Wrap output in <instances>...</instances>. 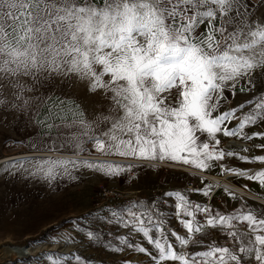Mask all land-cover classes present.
Here are the masks:
<instances>
[{"label":"snow or ice","instance_id":"6c2138e0","mask_svg":"<svg viewBox=\"0 0 264 264\" xmlns=\"http://www.w3.org/2000/svg\"><path fill=\"white\" fill-rule=\"evenodd\" d=\"M256 7L250 0H0V109L29 111L37 99L29 93L38 85L75 75L89 82L90 91L102 89L110 102L109 114H101L95 122L84 117L74 101L62 103L66 116L58 112L51 117L60 120L62 127L76 128L66 140L75 149L82 151L83 142L90 141L93 150L106 156L182 163L200 170L219 166L222 173L264 188V169L220 163L226 157L264 163V155L241 154L249 152L248 147L225 149L217 135L245 141L264 138V132H245L246 127L264 121V93L220 111L226 90L234 96L237 86L241 91L254 89V72L264 70V21L253 19ZM202 25L204 31H200ZM173 89L178 90L177 96L169 101L166 93ZM246 107L248 111L241 112ZM233 120L238 123L228 127ZM39 122L45 128L54 127ZM137 167L141 165L107 160L24 158L8 161L0 170L51 185L60 178L78 179L81 168L112 178ZM214 187L209 182L202 188L167 191L164 199L132 200L101 210L108 217L90 213L94 219L131 229L129 236L115 237L116 244L111 233L104 241L103 233L72 223L98 246L114 252L128 247L149 256L153 264H264V209H254L242 200L240 207L225 213L210 203L189 199L193 191L209 198ZM160 204L174 211H161ZM172 216L186 236L167 227ZM238 225H246V230ZM208 228H219L233 246L213 242L204 251L184 250L202 243L194 237ZM137 233L155 254L133 243L132 234ZM64 239L74 238L65 234ZM42 258L48 264H95L76 253H45Z\"/></svg>","mask_w":264,"mask_h":264},{"label":"rangeland","instance_id":"374dc122","mask_svg":"<svg viewBox=\"0 0 264 264\" xmlns=\"http://www.w3.org/2000/svg\"><path fill=\"white\" fill-rule=\"evenodd\" d=\"M107 79V77H106ZM25 82H29L25 78ZM37 99L29 111L21 112L13 109H0V166L8 161L24 158H64L97 161V153L90 147V141H84L82 151L75 149L72 144L66 143L67 138L76 133V128L61 126L60 120H53L59 112L67 115L61 108L65 101H74L82 109L84 117L95 122L101 114L108 115L109 100L102 89L89 90V82L80 80L77 76L56 77L42 85H38L34 92L29 93ZM9 98H11L9 93ZM251 100V99H249ZM247 98L243 102L249 101ZM39 121H46L54 127L45 128ZM71 123V117L68 118ZM106 128L105 125H101ZM50 146H52L50 150ZM85 152V153H82ZM76 175V180L63 178L52 182L40 178L16 173L9 175L0 170V247L4 254L9 251L2 248L5 243L30 242L33 253L28 258L16 263L3 262L5 255H0V264H48L42 257L45 253L72 254L76 253L86 261L95 264H153V261L143 253L124 247L119 252H114L103 245H97L86 235L77 231L72 221H77L81 226H89L93 231L103 233V240L107 241L112 234V242L116 244L110 226L103 225L100 221L87 222L84 214L88 211L95 184L99 181L111 182L101 174L88 168H81ZM115 184V183H114ZM89 202V205L87 206ZM87 206V207H86ZM86 207L85 209H82ZM79 209H82L81 211ZM65 234L74 239L65 240ZM137 234L132 239L133 243L139 242L149 252L155 254L154 249L147 241L141 242ZM219 237L210 231L208 237ZM202 237V236H201ZM169 239L175 244L170 236ZM197 247L189 245L191 250L199 251L203 247V239ZM37 258V259H33ZM66 264H76L68 261ZM174 264V262H166ZM254 264V262H253Z\"/></svg>","mask_w":264,"mask_h":264},{"label":"crops","instance_id":"0c3cea01","mask_svg":"<svg viewBox=\"0 0 264 264\" xmlns=\"http://www.w3.org/2000/svg\"><path fill=\"white\" fill-rule=\"evenodd\" d=\"M250 3L258 6L253 9V12H254L253 19L259 18L261 19V21H264V0H250ZM200 31H204L203 25L201 26ZM261 71H264V70H256L254 72V77L256 78V86L264 82V77L261 76ZM240 83L242 86H246L245 81H241ZM177 92H178L177 89H173L170 93H166V95L168 96V100L174 101L177 96ZM258 94H261V93H254L253 89L250 91H241L240 86H237L234 96L232 95L231 92L226 90L224 95L227 97V99L222 102L220 111L223 112L230 108L237 107L240 104L244 103L243 100H245L246 98L249 100V99H252L253 96L258 95ZM247 111H248V107L241 110V112H247ZM239 114L240 113H238V115ZM237 123L238 121L233 120L228 124V127L230 128L235 127ZM245 132L249 135H251L253 132H264V121H260L256 125L246 127ZM217 135H218V138L221 140V143L225 141L227 138H234L238 141H245V140H242L236 137H224L222 133L217 134ZM201 139L203 140L205 139V137L201 136ZM245 142L247 143L246 147L250 148V151L247 153H241V154H245L249 156L264 155V148L252 147L253 145H264V138L256 137L250 141H245ZM223 148L240 150V148H235V147L230 148L227 146H224ZM97 153H100V152H97ZM94 156H95V159L97 160L117 161L125 165L132 164V163L139 165L138 162H134L131 159L130 161H127V160L124 161V159H120L122 157H119L116 155H111V156L94 155ZM222 164L228 167H235V168H240V169H264V163H260V162L245 163V162L239 161L236 158H230L228 163L226 164L222 163ZM143 166L144 165H141V167H137L136 169H133L130 173H124L123 175H120L117 177L108 178L104 176L103 174H101L100 178L104 177V179H107L111 182H114L115 184H118L124 187L149 188V187L156 186V187L163 188L165 192L171 191V190H185L186 189L185 183L190 180H192L196 184L195 189L202 188L205 184L209 183V181H207L205 178L193 173L192 171L175 169V168H171L168 166H154V167H152L151 165L147 167H143ZM220 170L221 168L219 166H215L210 170H201V171L218 172ZM190 173L192 175H190ZM230 177L234 181L235 184L243 188L248 193L264 199V188H261V186L257 182L249 181L243 178L237 179L232 173ZM245 185H247V187H245ZM229 192L235 194L237 198L233 200L230 197V195L224 191V189H221V188L216 189L213 194V199L211 201L212 207L215 209H218L221 212L227 213V212H231L234 209L240 207L242 200H243V203H245L247 206H251L252 208L257 209V210L264 209V206L261 203L255 201L254 199H251L248 196L240 195L232 191H229ZM193 193H194V198L197 201L205 198L203 195H201L198 192L193 191ZM88 205H89V202L87 206ZM163 206L164 204L159 205L160 208ZM86 207L82 209H85ZM82 209H79V210L81 211ZM172 210L174 211L173 208ZM198 218L201 220L203 219L202 217H198ZM239 226H241L244 230H246V225H239ZM139 240H141V242H144V243L146 241L142 235L139 237ZM196 240L199 241L201 239H196ZM199 244H191V245L194 247H197Z\"/></svg>","mask_w":264,"mask_h":264},{"label":"built area","instance_id":"2783aa9c","mask_svg":"<svg viewBox=\"0 0 264 264\" xmlns=\"http://www.w3.org/2000/svg\"><path fill=\"white\" fill-rule=\"evenodd\" d=\"M254 93H264V82L260 85L256 86L253 89ZM221 146H227L230 148H245L247 146V143L245 141H238L234 138H227L225 141L221 143ZM230 158L226 157L222 163H228ZM139 165H155V166H168L175 169H181L186 171H192L193 173L200 175L201 177L205 178L207 181L211 182L215 187L211 191V196L209 198H204L202 200H196L194 198V193H189V198L191 201H195L198 203L203 204H211V201L213 199V194L216 189H227L229 191L235 192L240 195H245L250 197L251 199H254L255 201L261 203L264 206V199L255 195H252L245 191L243 188L238 186L234 183V181L231 179V173L229 172H205L198 170L196 168H193L191 165H185L182 163H175V162H161V161H152L148 164L138 163ZM186 189H195L196 184L190 180L185 183ZM164 193L165 190L160 187H149V188H140V187H124L120 186L118 184L106 182V181H99L95 184L94 193L92 196V202L88 209V211L84 214L85 218L87 217V222L92 221H100L103 223V225L108 226L107 222L103 219L97 220L94 219L92 216H90V213H94L97 216L101 217H108L109 213L107 211H101L103 209H107L109 207H115V206H122L125 205L127 202H130L132 200H146L151 202L154 198H161L164 199ZM169 204L174 203V200L172 198H167ZM161 211L165 212H173L172 208H169L167 205L164 204L163 207L160 208ZM203 218V217H202ZM114 235H123V236H129L131 229L125 228L123 226L113 227L110 226ZM167 227L169 229L175 230L179 235H185L186 236V230L183 229L180 224L177 222V219L172 216L168 218V225ZM238 227L241 230H244L241 226L238 225ZM214 231L215 233L222 235L219 237H208L209 232ZM138 234V233H137ZM137 234H132V239L136 238ZM169 236L175 240L174 237L171 236L169 233ZM202 236V237H201ZM195 239H203V247L199 251H204L205 246L212 244L215 242L218 246H229L232 247V243L229 241L227 236L219 229V228H208L205 230L203 234H196ZM8 250L9 253L4 254L3 262L6 263H16L21 261L22 259L28 258L33 253V245L30 242H21V243H5L4 244ZM179 250V249H178ZM188 253H195L199 251L191 250L189 246L184 249ZM1 255V254H0ZM3 255V254H2ZM174 264H178V262H174Z\"/></svg>","mask_w":264,"mask_h":264},{"label":"bare ground","instance_id":"6f19581e","mask_svg":"<svg viewBox=\"0 0 264 264\" xmlns=\"http://www.w3.org/2000/svg\"><path fill=\"white\" fill-rule=\"evenodd\" d=\"M82 153H85V152H82ZM86 154V153H85ZM120 159H124V161L125 160H127V161H130V159H125V158H120ZM134 162H138V163H144V164H148V163H151V162H149V161H142V160H133ZM2 248H4V249H7L8 250V248L4 245V246H2ZM9 251V250H8ZM9 253V252H8ZM0 254L2 255H4V253L2 252V249H1V247H0Z\"/></svg>","mask_w":264,"mask_h":264}]
</instances>
